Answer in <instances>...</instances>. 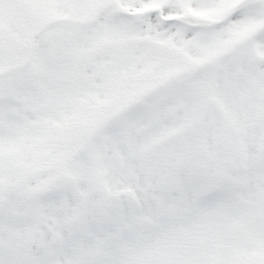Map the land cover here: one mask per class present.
I'll list each match as a JSON object with an SVG mask.
<instances>
[{"label": "snow or ice", "instance_id": "obj_1", "mask_svg": "<svg viewBox=\"0 0 264 264\" xmlns=\"http://www.w3.org/2000/svg\"><path fill=\"white\" fill-rule=\"evenodd\" d=\"M0 264H264V0H0Z\"/></svg>", "mask_w": 264, "mask_h": 264}]
</instances>
